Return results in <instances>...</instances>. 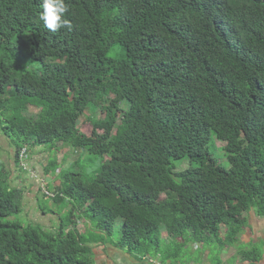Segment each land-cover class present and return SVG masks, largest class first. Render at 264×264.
I'll return each instance as SVG.
<instances>
[{
    "label": "trees",
    "instance_id": "16d2710c",
    "mask_svg": "<svg viewBox=\"0 0 264 264\" xmlns=\"http://www.w3.org/2000/svg\"><path fill=\"white\" fill-rule=\"evenodd\" d=\"M66 3L71 30L51 32L42 0H0V127L16 164L21 147L46 146L45 174L61 167L58 144L102 162L92 174L59 171L42 206L59 222L46 227L18 218L24 191L0 155V264H95L97 242L197 264L181 252L190 241L221 264L251 225L244 212L264 218V0ZM213 136L229 167L208 151ZM182 158L191 164L175 170ZM252 246L239 264H261Z\"/></svg>",
    "mask_w": 264,
    "mask_h": 264
},
{
    "label": "rangeland",
    "instance_id": "374dc122",
    "mask_svg": "<svg viewBox=\"0 0 264 264\" xmlns=\"http://www.w3.org/2000/svg\"><path fill=\"white\" fill-rule=\"evenodd\" d=\"M42 63L40 61L29 62L27 68L36 69L40 68ZM38 109L29 106L24 114L28 117H35ZM98 111V110H97ZM95 113V112H94ZM212 141L208 146V151L214 154L218 160L229 167V162L225 156V151L223 146L225 141L216 139L212 137ZM59 150L56 152V157L60 162L61 167H58L55 170V173H44V167L47 163V155L44 153L46 151L45 145H37L28 148V155L25 158V166L16 164L15 162V143L6 137L0 127V155L4 163L9 167L10 171V182L12 186H20L24 190V210L21 214H18V218L25 223H38L46 227H54L58 225L59 219L58 215H52L44 213L42 206L44 204L49 205V198L45 199L41 190L43 189V184H46V187L55 190V187L61 182V174L59 171L63 169H79L82 170L84 174H92V172L97 169L101 162L102 157L100 155L88 154L86 157V151L75 149L66 144H58ZM48 154V153H47ZM86 158V159H85ZM81 159L82 165L78 164V160ZM85 159V160H84ZM191 164L189 158H182L175 161L176 168L175 170H180L188 167ZM59 165V166H60ZM73 166V167H72ZM53 174V175H52ZM43 179V181H41ZM44 199V200H43ZM244 215L248 218L250 222V227L244 232L240 233L233 242H226V247L219 253V256L222 259L221 264H239L243 261V258L238 253L239 249L243 248H252L254 244L260 245L261 249L264 250V218L258 215L255 208H251L248 211L244 212ZM77 227L80 231H85L88 220L84 218H78ZM55 224V225H54ZM122 219L118 217L115 221L112 234L110 236L111 240H116L119 236L121 229ZM162 237H166V231L164 227L161 228ZM169 243V241L167 242ZM172 246L165 245L167 248L166 253L170 254L174 250L175 243L170 242ZM197 246V249L194 246ZM208 250V249H206ZM202 243L188 242L184 249L181 250L184 254V258L190 259V257L199 256L201 261L197 264H212L208 256V251H206ZM152 257H158L154 251L151 253ZM180 258L175 259L179 261ZM117 264H124L123 262ZM189 264H196L191 261ZM261 264H264V254L261 260Z\"/></svg>",
    "mask_w": 264,
    "mask_h": 264
},
{
    "label": "crops",
    "instance_id": "0c3cea01",
    "mask_svg": "<svg viewBox=\"0 0 264 264\" xmlns=\"http://www.w3.org/2000/svg\"><path fill=\"white\" fill-rule=\"evenodd\" d=\"M24 208L23 204V210ZM93 256L95 264H117L120 262L124 264H162L158 257L148 256L146 258H138L125 249L116 247L109 242L94 243Z\"/></svg>",
    "mask_w": 264,
    "mask_h": 264
},
{
    "label": "clouds",
    "instance_id": "9594fccd",
    "mask_svg": "<svg viewBox=\"0 0 264 264\" xmlns=\"http://www.w3.org/2000/svg\"><path fill=\"white\" fill-rule=\"evenodd\" d=\"M41 8L39 19L49 31L56 32L62 28L71 30V22L66 18V13L69 11L66 0H42Z\"/></svg>",
    "mask_w": 264,
    "mask_h": 264
},
{
    "label": "built area",
    "instance_id": "2783aa9c",
    "mask_svg": "<svg viewBox=\"0 0 264 264\" xmlns=\"http://www.w3.org/2000/svg\"><path fill=\"white\" fill-rule=\"evenodd\" d=\"M27 147L24 146L20 149L19 151V154H18V157H19V160H20V164H22L23 166H25V161H26V157H27ZM43 181V179L41 180ZM43 189L41 190L42 193H44L47 197H53L54 196V192L53 191H50V189H48L46 187V184L44 183L43 185ZM195 248H197V246L195 245L194 246Z\"/></svg>",
    "mask_w": 264,
    "mask_h": 264
}]
</instances>
